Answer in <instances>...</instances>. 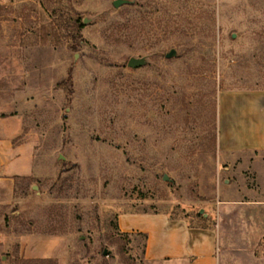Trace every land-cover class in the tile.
Wrapping results in <instances>:
<instances>
[{
	"label": "rangeland",
	"instance_id": "1",
	"mask_svg": "<svg viewBox=\"0 0 264 264\" xmlns=\"http://www.w3.org/2000/svg\"><path fill=\"white\" fill-rule=\"evenodd\" d=\"M112 2L0 0V140L31 158L0 264H151L121 214L216 228L220 201L264 199V152L221 153L216 122L264 91V0Z\"/></svg>",
	"mask_w": 264,
	"mask_h": 264
},
{
	"label": "crops",
	"instance_id": "2",
	"mask_svg": "<svg viewBox=\"0 0 264 264\" xmlns=\"http://www.w3.org/2000/svg\"><path fill=\"white\" fill-rule=\"evenodd\" d=\"M263 101L264 91L220 95L216 122L221 153L264 152V107L257 108ZM13 152L0 140V204L5 206L14 192V178L27 174L24 166L31 159ZM218 208L216 228L191 226L160 212L121 214L117 224L121 232L146 234L143 257L151 264H264V258L256 255L259 242L264 241V199L222 200ZM11 238L0 229V248ZM32 252L43 254L44 248Z\"/></svg>",
	"mask_w": 264,
	"mask_h": 264
},
{
	"label": "water",
	"instance_id": "3",
	"mask_svg": "<svg viewBox=\"0 0 264 264\" xmlns=\"http://www.w3.org/2000/svg\"><path fill=\"white\" fill-rule=\"evenodd\" d=\"M129 0H113L112 2V5L113 7L117 8L119 7L120 5L122 4H126L128 3ZM84 22H86V20L84 19ZM173 55H175V50L174 49H171L170 51H168L166 54H165V57L166 58H170L172 57ZM146 63V58L145 57H130L128 60H127V66L130 67V68H137V67H141L143 65H145ZM165 180L167 179L166 176L163 177ZM201 213V211H200ZM104 254H105V251H104Z\"/></svg>",
	"mask_w": 264,
	"mask_h": 264
},
{
	"label": "trees",
	"instance_id": "4",
	"mask_svg": "<svg viewBox=\"0 0 264 264\" xmlns=\"http://www.w3.org/2000/svg\"><path fill=\"white\" fill-rule=\"evenodd\" d=\"M143 212H147V211H143ZM153 213H158V212H153ZM120 233L122 234H128V233H125V232H121ZM136 235L140 236L143 240V246H144V243H145V240H146V234L145 233H140V232H136L135 233Z\"/></svg>",
	"mask_w": 264,
	"mask_h": 264
}]
</instances>
